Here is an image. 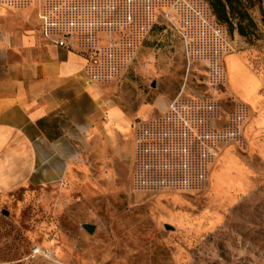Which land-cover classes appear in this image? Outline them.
Segmentation results:
<instances>
[{"label":"rangeland","instance_id":"rangeland-1","mask_svg":"<svg viewBox=\"0 0 264 264\" xmlns=\"http://www.w3.org/2000/svg\"><path fill=\"white\" fill-rule=\"evenodd\" d=\"M2 1L96 58L132 154L0 195V264H264V0L246 35L205 0Z\"/></svg>","mask_w":264,"mask_h":264},{"label":"crops","instance_id":"crops-1","mask_svg":"<svg viewBox=\"0 0 264 264\" xmlns=\"http://www.w3.org/2000/svg\"><path fill=\"white\" fill-rule=\"evenodd\" d=\"M0 0V195L60 180L82 154H132L96 58Z\"/></svg>","mask_w":264,"mask_h":264},{"label":"trees","instance_id":"trees-1","mask_svg":"<svg viewBox=\"0 0 264 264\" xmlns=\"http://www.w3.org/2000/svg\"><path fill=\"white\" fill-rule=\"evenodd\" d=\"M218 21L228 25L230 30L235 28L241 35H246L254 21L249 14L248 4L252 0H205Z\"/></svg>","mask_w":264,"mask_h":264},{"label":"built area","instance_id":"built-area-1","mask_svg":"<svg viewBox=\"0 0 264 264\" xmlns=\"http://www.w3.org/2000/svg\"><path fill=\"white\" fill-rule=\"evenodd\" d=\"M41 17L44 19V28H43V34L45 37L50 40L52 43L59 44L61 46L66 45L68 43L67 38H55L51 33V27L53 26L52 22H49V19L46 16L41 15ZM70 25H79L78 23H71ZM142 153V151H140ZM38 252V251H37Z\"/></svg>","mask_w":264,"mask_h":264},{"label":"water","instance_id":"water-1","mask_svg":"<svg viewBox=\"0 0 264 264\" xmlns=\"http://www.w3.org/2000/svg\"><path fill=\"white\" fill-rule=\"evenodd\" d=\"M6 212V211H5ZM7 213V212H6ZM86 229L89 231V232H93L94 230V227L91 226V225H86Z\"/></svg>","mask_w":264,"mask_h":264},{"label":"bare ground","instance_id":"bare-ground-1","mask_svg":"<svg viewBox=\"0 0 264 264\" xmlns=\"http://www.w3.org/2000/svg\"><path fill=\"white\" fill-rule=\"evenodd\" d=\"M37 250H39V249H37Z\"/></svg>","mask_w":264,"mask_h":264}]
</instances>
